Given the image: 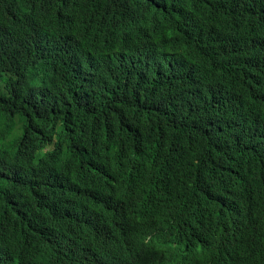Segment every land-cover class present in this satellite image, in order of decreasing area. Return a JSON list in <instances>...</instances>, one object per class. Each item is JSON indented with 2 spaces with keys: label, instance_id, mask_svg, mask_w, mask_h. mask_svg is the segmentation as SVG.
Listing matches in <instances>:
<instances>
[{
  "label": "trees",
  "instance_id": "obj_1",
  "mask_svg": "<svg viewBox=\"0 0 264 264\" xmlns=\"http://www.w3.org/2000/svg\"><path fill=\"white\" fill-rule=\"evenodd\" d=\"M263 95L264 0H0V264H99L80 206L264 264Z\"/></svg>",
  "mask_w": 264,
  "mask_h": 264
},
{
  "label": "clouds",
  "instance_id": "obj_2",
  "mask_svg": "<svg viewBox=\"0 0 264 264\" xmlns=\"http://www.w3.org/2000/svg\"><path fill=\"white\" fill-rule=\"evenodd\" d=\"M112 62L124 68L126 72L136 75V70L128 66L129 63L123 64L114 55H112ZM258 102L264 103V95L259 98ZM61 204L54 207L60 208ZM80 207L78 211L73 213V219H75L72 224L73 229L84 240L94 242V240L88 239L83 224L96 222L98 227L94 239L101 242L107 240L105 249L95 256L99 264H214L215 259L208 256L197 257L194 259V263L187 260L189 240L195 236L183 226H169L166 225V221L155 218L150 221L147 220L141 227L124 231L122 226L106 224L101 217L86 216V208ZM58 212L52 214L56 221ZM47 228H52L54 234L56 233L57 227L55 225H39L37 230ZM6 231L9 234L8 240H16L20 244L22 242L30 243L32 240L30 237L20 236L14 230L6 229ZM221 249L226 253L225 257L232 260L239 254L237 252L238 245L231 239H225ZM258 260L264 262V259Z\"/></svg>",
  "mask_w": 264,
  "mask_h": 264
}]
</instances>
